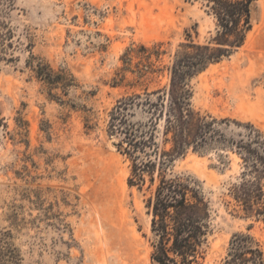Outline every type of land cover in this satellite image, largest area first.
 Here are the masks:
<instances>
[{"label": "rangeland", "instance_id": "374dc122", "mask_svg": "<svg viewBox=\"0 0 264 264\" xmlns=\"http://www.w3.org/2000/svg\"><path fill=\"white\" fill-rule=\"evenodd\" d=\"M0 21L11 32L0 61V230L17 264H153L150 191L128 185L129 162L107 134L109 112L122 97L168 85L179 45L206 44L213 20L192 0H14ZM139 45L160 46L152 60L161 72L131 88L135 76L121 71V59ZM31 57L65 71L72 86L51 98L26 65ZM187 88L190 107L218 130L167 171L192 178L209 202L195 264H223L239 234L264 254V221L246 217L230 191L243 170L234 142L250 129L264 139V0L252 5L244 44Z\"/></svg>", "mask_w": 264, "mask_h": 264}, {"label": "trees", "instance_id": "16d2710c", "mask_svg": "<svg viewBox=\"0 0 264 264\" xmlns=\"http://www.w3.org/2000/svg\"><path fill=\"white\" fill-rule=\"evenodd\" d=\"M201 5L203 12L215 24V34L206 44L189 40L174 53L167 68L169 83L143 95L132 94L120 98L109 112L107 134L116 139V151L129 162L130 187L150 191L145 200L150 216L151 262L153 264H195L209 230L210 207L200 186L188 176L167 173L175 159L187 150L205 146L218 130L215 120L207 122L190 107L187 81L232 55L245 41L251 29V9L255 0H192ZM14 0H0V16L13 6ZM11 32L0 21V61L11 43ZM160 46L148 48L139 45L125 51L121 71L135 76L137 88L150 75L161 72L153 58L160 55ZM12 60V57L7 59ZM37 81L49 90L63 92L72 86V79L48 64L26 62ZM124 79H114L118 85ZM119 80V81H118ZM137 114L142 119L134 120ZM161 124V125H160ZM6 128L0 112V130ZM170 144L166 149L164 146ZM243 162L237 181L231 186L233 200L245 216L264 221V139L251 129L234 142ZM9 233L0 230V264H17L18 256L8 243ZM223 264H264V254L258 242L248 234L235 235Z\"/></svg>", "mask_w": 264, "mask_h": 264}]
</instances>
